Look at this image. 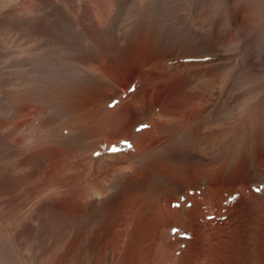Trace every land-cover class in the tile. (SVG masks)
I'll list each match as a JSON object with an SVG mask.
<instances>
[{"label": "bare ground", "instance_id": "6f19581e", "mask_svg": "<svg viewBox=\"0 0 264 264\" xmlns=\"http://www.w3.org/2000/svg\"><path fill=\"white\" fill-rule=\"evenodd\" d=\"M175 13L157 0H0V264H115L111 248L102 260L103 228L113 223H104L99 209L113 205L121 180L138 177L135 164L144 158L143 193L154 227L167 220L162 216L171 204L186 216L188 191L210 183L217 170H230L239 148L217 170L215 154L203 159L178 147L156 156L188 130L197 140L206 81L197 58L228 44L225 32L202 33L191 17ZM183 93L187 100L178 105ZM92 158L97 169L86 171L82 162ZM243 165L249 166L246 158ZM101 169L108 178L96 184ZM154 179L162 185L152 187ZM90 182L96 185L88 188Z\"/></svg>", "mask_w": 264, "mask_h": 264}, {"label": "rangeland", "instance_id": "374dc122", "mask_svg": "<svg viewBox=\"0 0 264 264\" xmlns=\"http://www.w3.org/2000/svg\"><path fill=\"white\" fill-rule=\"evenodd\" d=\"M170 1L157 0L158 3H163L174 13L176 12L177 18L185 20L187 16L191 17L189 19L195 21L196 27L202 33L223 34L225 32L227 39L225 43L228 42V44L217 46L218 48L216 47L212 54L201 53L197 58L201 78H204L200 80L208 81L207 84L210 82V88H206L208 85H205L206 81H204V86L201 83L199 89L203 99H200L202 107L198 117L200 123L197 140L193 142L192 131L188 130L186 135L183 134L168 146L166 145L164 152L161 150L156 153V156L158 153L160 156L171 153L178 147L194 150L203 159H210L215 154L214 157L221 158L217 170L225 161L232 159L236 148H239V151L228 172L222 173L217 170L214 175L209 176L210 186L199 183L197 187L199 189L188 191L189 213L186 216H181L174 211L171 204L170 211L162 216L167 220L159 221L160 223L156 224L158 228L149 225V197L148 195L145 197L143 193L145 192L144 180L146 181L148 177L149 159L144 158L145 162L142 160L138 162L139 164L136 163L138 177L121 180L123 182H120V190L114 194L113 205L109 208L105 205L99 209L104 216V223L110 221L111 224L113 223L112 229L107 227L108 224H105L103 228L102 260L106 257L107 249L111 248L115 254V264H121L123 260L125 264H150V261L152 264L153 258L172 257L179 259L176 264H264V52H262L264 51L262 49L264 48V0H219L220 4L218 0H212L213 2L203 0L207 2L206 4L202 1L200 3V0H197L198 4L196 0H193L194 2L192 0H189L190 2L188 0ZM188 2H192L193 6L195 3V6L189 5ZM214 3L216 7H213ZM237 41L241 43L237 46L238 49L235 47V43L238 44ZM242 42L249 44L245 47L246 44ZM233 43L234 52L233 48H229V45L233 46ZM203 55H208L211 59L203 61L201 59ZM259 57H263V60ZM226 60L229 63L224 69L222 66ZM235 64H238L237 67ZM183 96L184 98L180 96L176 99L178 105H184L188 93H183ZM234 105L238 106L236 109L243 106L242 111L238 113L234 108L236 110L234 113L232 108ZM229 107L232 110L231 113H229ZM209 118L213 120L212 126L206 121ZM250 151L255 152L254 156L247 155ZM158 157L154 155V159ZM245 158L249 162L247 168L243 165ZM255 161L259 165H256ZM82 165L86 171L92 172L97 169L95 158L87 160L86 163L82 162ZM101 170L96 180L91 178L96 184L100 181L103 183L108 178L107 169ZM243 178L245 179L243 186L242 183L237 184ZM180 180L189 186L188 179ZM153 181L152 187L155 185L160 187L161 183L157 179ZM94 182H90L87 185L88 188L93 184L96 185ZM258 188L261 190L257 191ZM200 189L205 192L202 198L197 192ZM90 210L86 212L87 221L92 219ZM169 218L171 221L168 220ZM183 221L186 222L182 223Z\"/></svg>", "mask_w": 264, "mask_h": 264}, {"label": "snow or ice", "instance_id": "6c2138e0", "mask_svg": "<svg viewBox=\"0 0 264 264\" xmlns=\"http://www.w3.org/2000/svg\"><path fill=\"white\" fill-rule=\"evenodd\" d=\"M203 61H208L211 59V57H209L208 55H203L201 58ZM189 62H193V61H189ZM130 91H134V89H130ZM119 104V101H115L112 105H110V107H116ZM146 127V125H145ZM129 147H131V145H128ZM112 151H116V148H111ZM97 155H99V153H97ZM261 189H257V191H260Z\"/></svg>", "mask_w": 264, "mask_h": 264}]
</instances>
